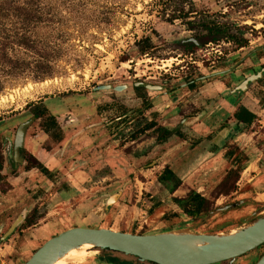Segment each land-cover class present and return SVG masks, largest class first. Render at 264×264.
<instances>
[{
	"label": "rangeland",
	"instance_id": "obj_1",
	"mask_svg": "<svg viewBox=\"0 0 264 264\" xmlns=\"http://www.w3.org/2000/svg\"><path fill=\"white\" fill-rule=\"evenodd\" d=\"M32 15L40 16V19L20 18L19 12L13 10L0 11V30L29 36L28 45L0 37V45L4 44L7 52L24 65L13 72L0 68V126L3 123L8 129L7 135L14 138L18 125L29 117L33 104L44 98H50L47 105L51 112L64 115L65 108L61 109L64 101L70 107L79 102L92 109L93 106L75 95L59 98L63 94L90 93L99 84L128 85L117 91H98V94L117 99L109 107L108 121L117 116L126 117L114 119L107 127L111 129L118 123L125 127L118 135L121 155L109 161L106 168L110 170L108 183L115 182L106 187L107 192L95 205L94 214L80 221V225L104 226L133 233L176 226L215 232L232 228L236 223H232L234 211L244 209L248 212L251 209L248 204H236V210L231 208L204 214L189 222L190 217L173 198L184 197L190 189H195L213 201L214 209L242 198L250 200L246 179L250 178L252 168L247 167L264 154V111L251 126L242 128L245 132L241 134L235 129L234 118L227 117L226 113L225 122L232 119L233 143L224 145L222 167L211 171L207 170L208 166H202L205 160L191 152L193 145L185 143L190 136L187 131L181 136L160 141L154 130H142L149 119L170 128L191 127L200 109L193 100L202 96L200 92L206 86L212 88L220 83L227 85L237 100L253 101L256 107L264 109V76L244 90L234 92L248 75L264 65L258 64L260 59L264 60V0H43L38 9L31 11ZM210 22L225 27L233 37L219 35L218 40L208 41L211 39L205 38L203 24ZM193 37L202 43L191 44L189 39ZM255 48L258 49L254 54L244 58ZM241 57L244 61L241 69L255 65L245 67L240 76L234 74L238 79L233 78L232 71L238 70L239 66L221 75H210L219 72L217 70L230 69ZM46 70L49 75L39 78V74ZM191 79L196 80L193 87L187 86ZM137 81L165 83L168 88H179L173 94L153 101L158 91L136 88ZM212 93L207 104L211 113L205 115L210 117L218 112L216 103H220V99L213 100L219 98L218 91ZM151 101L154 105L146 109V104ZM38 122L36 120L28 130V138L35 133ZM1 132L0 127V139H3ZM111 133L107 136L111 137ZM66 138L64 135L61 143ZM111 141L107 145L113 146ZM228 150H232L235 157L227 153ZM26 154L28 156L27 151ZM11 161L12 157L9 158ZM57 163L53 157L48 161L49 166ZM165 165L176 169V174L181 177V184L173 192L159 180ZM233 165L241 169L235 187L228 194H219L218 186ZM7 168L9 175L15 171L9 164ZM9 175L0 180V264H22L47 238L73 222L67 218L65 223L66 216L62 215L61 219L50 220L51 224H40L43 226L24 232L21 230L25 223L20 221L7 234L18 216L25 213L18 208L9 214L8 203L2 197L11 187L10 179H7ZM118 191V198L106 208V199ZM18 196L15 195L14 199ZM39 211L44 213V208ZM237 221L240 223L241 219ZM97 254L99 252L94 247H80L64 264H89L88 261ZM251 254L247 252L227 264H254L259 257Z\"/></svg>",
	"mask_w": 264,
	"mask_h": 264
},
{
	"label": "crops",
	"instance_id": "obj_2",
	"mask_svg": "<svg viewBox=\"0 0 264 264\" xmlns=\"http://www.w3.org/2000/svg\"><path fill=\"white\" fill-rule=\"evenodd\" d=\"M252 65L255 64L248 66ZM214 91H218L219 93V98H213V100L220 99V103H218V101L216 103L219 110L214 114V117L205 116L211 113V109H209L210 106L206 105L205 101L208 102L212 99V92ZM191 93H193V91ZM200 93L202 96H199L197 100H193V103H198V107L202 110L197 113L196 116L198 117L195 116L196 120L195 122L193 121V125L191 127L186 126L183 131H187L190 135L188 136V140H185V143L193 145L191 152L197 153L198 157L205 160L202 166H208L209 168H207V170L211 171V169L222 167L221 164L224 158L221 157L223 156L222 153L226 151L224 145H226L228 141L232 143V131H234L232 130V119H230L229 122H225L224 118L226 117V113H228L227 117L231 116L232 111L241 103L251 107L258 116L264 109H259L258 106L256 107L253 101L246 103L243 100H237L235 94L230 92V88L222 83L212 88L206 86V89L203 88ZM48 99L50 98H44L40 101L48 107ZM232 103H235V105ZM215 106H213V108ZM242 127L243 126L238 129L236 126L235 129L239 133L242 131ZM82 132L76 133L74 136L70 137V139L77 140L78 144L89 142L91 143L89 146L95 145V143L106 146L109 140H112L113 146L107 145L103 150H96L95 148L88 151H82V149L72 152L73 150H70L66 155L65 153L52 155L47 151L38 149L36 155L41 161H49L50 159L48 158L52 156L59 161L55 166L46 164L50 169L49 174H46L40 169H29L11 175V187L7 193L2 196L8 203L7 206L10 209L9 214L13 213L14 210H18V208L21 212L25 211L26 215L34 207L44 208V217L33 226L24 227L21 231L25 232L38 227L40 228V224L46 226L47 223L51 224L50 220L53 218H55L54 220L61 219L62 215L66 216V220H64L65 223L68 222L67 218H69L73 224L63 227L61 231L72 226H91L88 224L80 225V221H84L89 218L92 213L94 214V210L96 209L95 205L101 201L105 192H107L106 187H109L115 182V180H113L114 182L108 183L110 179V170H106V168L110 165L112 160L115 158L117 159L118 156L121 155V152L118 147L119 142L117 139H114L115 137H113V135H111V137L107 136V134L101 135V131L93 130L90 133ZM97 135L101 136L95 138ZM70 139L67 141H70ZM28 143L32 145L35 142L34 140H30ZM178 147L181 146L179 145ZM262 157L264 158V154H261L260 157L247 167V169L252 168L250 178L246 179V184L250 189V193L247 192V195H249V199H251L247 206L250 205L251 209L248 210V212H245L246 210L244 209L236 210L237 212L232 216V223H236H233L232 227L241 225L242 220L256 210V200L264 201V160ZM211 161H214V163H210L212 165L209 166L210 164L208 163ZM260 164L263 166L262 169L260 168ZM230 168H232V166H230L229 169ZM174 171L176 172V169H174ZM24 172H26V175H24ZM15 195H19L17 199H14ZM237 219H241V222L238 223ZM93 226L95 227L96 225ZM101 253L98 255V260L106 262L108 258ZM80 264L85 263L82 262ZM89 264H91V262Z\"/></svg>",
	"mask_w": 264,
	"mask_h": 264
},
{
	"label": "water",
	"instance_id": "obj_3",
	"mask_svg": "<svg viewBox=\"0 0 264 264\" xmlns=\"http://www.w3.org/2000/svg\"><path fill=\"white\" fill-rule=\"evenodd\" d=\"M192 40L199 44L196 39ZM257 49L251 50L244 58ZM232 68L210 75L225 73ZM263 76L264 67L248 75L234 89V92L244 90L250 83ZM140 83L143 84V82ZM143 85L147 88H162L161 85ZM97 88L121 90L122 86L101 84ZM33 120L34 118H30L22 122L17 130L14 143L16 156L19 154L20 147L24 146L28 127ZM119 195L120 191L112 193L106 199L105 207L108 208ZM244 200L241 199L240 203H244ZM255 203L259 207L242 220L241 225L234 226L229 230L215 232H200L187 226L170 227L149 233H133L104 226L68 227L47 238L22 264H55L71 250L80 248L86 243L91 244V247L98 248L99 254L103 249H109L136 256L140 261H150L157 264H213L223 260L233 262L239 256L264 243V201L256 200ZM232 206V204H227L215 208L207 214L231 209ZM25 217L26 212L21 213L7 234H10L20 221H24ZM188 221L191 222L193 219L190 218ZM116 264H129V262L118 261ZM255 264H264V252Z\"/></svg>",
	"mask_w": 264,
	"mask_h": 264
},
{
	"label": "flooded vegetation",
	"instance_id": "obj_4",
	"mask_svg": "<svg viewBox=\"0 0 264 264\" xmlns=\"http://www.w3.org/2000/svg\"><path fill=\"white\" fill-rule=\"evenodd\" d=\"M192 39H196V41H198L199 44H197ZM198 39L193 37V38H190L189 41H194L195 44L200 45L202 42H200ZM242 46H244V45H242ZM243 63H244V61L242 60V57H241V59L238 62L234 63L235 65H232L230 67V68H232L234 66H239L238 70L232 71V73H233L232 76L235 80L238 78H235L234 74H237L238 76H240L242 74V70L245 67H248V66H245L241 69V65H243ZM258 64L263 65L264 60L260 59V62H258ZM253 66L254 65H252L250 67H253ZM262 67H264V65ZM217 71H222V70H217ZM214 72H216V71H214ZM221 74H224V73H221ZM205 76H207V75H205ZM140 82H143V84H152V83H147L144 81H137V82H135L134 86L136 88H140V87L147 88L145 85L141 84ZM195 82H196L195 79H191L188 81L187 86L193 87ZM108 84H110V83H108ZM191 84H193V86ZM99 85H101V84H99ZM119 85H121L122 88L124 86L128 87L127 84H125L124 86L122 84H119ZM153 85H161L162 86L161 89L147 88V89L158 91V94H156L154 96L155 99L153 98V101L157 100L158 98H162L164 96H168L170 94H173L179 88V87L178 88H168V86L165 83L164 84H153ZM97 86H94L93 90H91L90 93H84V92H80V91L71 92V93L69 92V93L63 94L61 97H59L61 99H63L66 96H70V95L82 97L90 103V106H93V109L89 106L83 105V103H80V102L77 104H74L70 107V105L64 101V102H62L61 109L65 108L66 112L64 115H62L61 113H58V112H55V113H53V111L51 112L50 109L41 101L35 102V104H33L32 110L29 111L30 112L28 115L29 117L27 119L23 120V122L29 120L30 118H34L33 122L29 125L28 130H30L32 128V124L36 120L39 121L37 124V129H36L35 133L33 135H31L29 138H28L27 133H26L24 146L20 147L18 156L15 155V149H14V143H15L16 135L14 138L7 135L6 133H8V129L7 128L5 129L3 126V123H2L0 127L2 128V132H3L4 136H3V139H0V165H1L0 175L2 176V178L0 180H3V178H5V175H9L8 168H7L8 164L13 167L12 171L15 170L13 172V174H16V172H19L22 170L24 171V170H29V169H40V170L44 171L46 174H49L50 169L47 167L48 161H41L38 158V156L36 155V152L38 151V149H41L43 151H47L52 155L53 154L60 155V153H65V155H66L67 152L70 150H73L72 152H75L77 150H82V149H83L82 151H88V150H91L94 148L96 150H103L107 147V145L103 146V145H100V143H95V145H92V146H89L91 144L89 142H85L83 144H78L77 140L70 139V137L74 136L76 133H78L80 131L81 132L83 131L84 133H90L92 130L93 131H101V133H100L101 135L102 134H109L110 132H112L111 134L113 135V137H115L114 139H117L119 141L120 138L118 135H119L120 131H122L124 129L125 125H122V123H118L115 127L111 128V129L107 126L109 125V123H113L114 119L120 120V119L126 118V117L124 115L123 116H117L116 118H113L111 121H108L109 120L108 119L109 107H111L115 103V101L117 102V99L112 97V96H108L106 94H98L99 93L98 91H104V90L97 88ZM114 86H116V85H114ZM108 90H115V89H108ZM115 91H117V90H115ZM210 101H211V99H210ZM210 101H208V102L205 101L206 105L209 104ZM232 104L235 105V103H232ZM153 105H154V103H152V101L148 102L146 104L145 108L146 109L151 108ZM241 107H246L250 111L254 112L256 114L255 120L258 117V114L255 111H253V109L251 107H249L248 105H245L243 103L237 105V107L232 111L231 116L234 118V123L236 124L238 129H240L241 126H243L242 127L243 129L245 127L251 126L255 121L254 120L251 124H247L244 122H238V120L235 116V113ZM43 109H45L46 111H42ZM201 110L202 109H199L198 112H200ZM21 113H24V112H21ZM25 117H27V116H24L23 118H25ZM23 118L21 117V119H23ZM52 118H53V120H52ZM150 122H155V125H153L152 127H149V128H145L146 124H148ZM129 123H130V121H129ZM20 124L18 125L17 130H18ZM185 127L181 128V129L178 127L170 128L168 126L159 125L155 119H149V121H147L144 124L142 131L154 130L157 133V138L160 139V141H166L167 139H169L175 135L181 136L182 133L184 132L183 130L185 129ZM165 129L171 130L172 133L167 135V131ZM28 130H27V132H28ZM243 131L244 130H242L241 132H243ZM241 132H239L238 134H240ZM16 134H17V131H16ZM64 135H66V137H67L66 141L61 143L62 142L61 140L64 138ZM101 135H97L95 138H97L98 136H101ZM233 138L234 137H232V143H233ZM68 139H70V141H67ZM30 140H34L35 143L32 145H29L28 142ZM12 143H13V145H12ZM232 143H230V141H228L226 145L232 144ZM2 145H4V149H2V147H3ZM11 145L13 146V149H12ZM26 151L28 152V156L26 154ZM233 155L235 157V154L232 153V156ZM10 157H12L11 162H9ZM52 157H49L48 159H51ZM6 159H7V163H6ZM37 163H40L42 166L39 167V165ZM58 163H59V161H58ZM232 167H236V166L233 165ZM15 168H17V170ZM11 175H9V178H7V179H10ZM242 199H244V198H242ZM240 200L241 199H239L237 202L232 203V205H233L232 210H234V209L236 210V207H235L236 204L241 205ZM244 201H245L244 204H249L248 202H250L251 199L248 201L247 200H244ZM258 207L259 206L257 205V207H255V208H258ZM237 211H234L233 214L236 213ZM233 214H232V216H233ZM263 246H264V243L261 244L260 246H258L257 248L249 251V253L250 254L252 253L251 254L252 256L257 255V257L260 258V256L264 252V248L262 250H260ZM94 248H95V250H98V248H96V247H94ZM257 250H259V252H255ZM101 252H102V254H104V256L106 258H108V260L106 262L99 261L98 260L99 254H97L96 259L88 261V263L91 262V264H116V263H118V261H121V262L122 261H128L129 264H157V263L150 262V261H140V260H138V258L136 256L126 255V254L119 252V251L103 249ZM113 259H115V260H113ZM110 260H113V262H111ZM224 261H225L224 264H227V262L229 260H223V261H220L219 263L222 264Z\"/></svg>",
	"mask_w": 264,
	"mask_h": 264
},
{
	"label": "trees",
	"instance_id": "obj_5",
	"mask_svg": "<svg viewBox=\"0 0 264 264\" xmlns=\"http://www.w3.org/2000/svg\"><path fill=\"white\" fill-rule=\"evenodd\" d=\"M43 0H0V11H17L19 12L20 18L27 19V20H37L40 19V16H31V11L38 9L40 4ZM204 29L206 30L205 38L212 40H218V36L222 35L225 38L233 37V35H229L228 32L225 30V27H220L215 23H206L203 24ZM0 37L5 40L10 41V39H15L22 43L23 45H28L29 43V36L26 33H17L14 34L7 33L6 31L0 30ZM191 44H195L194 41H190ZM150 45V44H148ZM244 44H241V46ZM17 58L11 56L7 52V47L3 44L0 45V68L6 72H13L17 71L21 67H23ZM41 75V76H40ZM48 72L43 71L39 74V78H46L48 76ZM193 86V84H191ZM42 111H46L43 109ZM235 116L238 122H244L247 124H251L255 118L256 114L246 107H241L236 113ZM53 120V118H52ZM155 125V122H150L146 124L145 128H149ZM160 129V128H159ZM163 129V128H162ZM164 130V129H163ZM167 135L172 133L171 130H167ZM232 154L231 152H228ZM39 167L42 165L37 163ZM1 169V165H0ZM240 168H230L225 178L220 182L218 186V193H230L232 188L235 187V183L238 180V176L240 174ZM159 180L166 185V187L171 190V192L175 191L178 186L181 184V178L176 174V172L169 166L166 165L159 176ZM174 201L180 206L182 211L192 219H196L204 214L209 213L211 210L214 209L213 201L208 198L207 196L203 195L201 192L190 189L186 196L178 197L175 196ZM44 217V213L39 211L38 207H34L29 214L26 215L23 223H25V227L33 226L36 224L40 219Z\"/></svg>",
	"mask_w": 264,
	"mask_h": 264
},
{
	"label": "bare ground",
	"instance_id": "obj_6",
	"mask_svg": "<svg viewBox=\"0 0 264 264\" xmlns=\"http://www.w3.org/2000/svg\"><path fill=\"white\" fill-rule=\"evenodd\" d=\"M85 246H87V247H91L92 245L86 243V244H84L83 246H81V248L83 249ZM76 252H78V248L71 250L66 256L60 258L55 264H64V262H65L66 260H68V258H69L70 256L74 255ZM71 258H72V257H71ZM65 263H66V262H65Z\"/></svg>",
	"mask_w": 264,
	"mask_h": 264
}]
</instances>
